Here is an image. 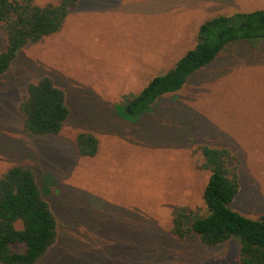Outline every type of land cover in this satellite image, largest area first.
Here are the masks:
<instances>
[{"label":"rangeland","instance_id":"1","mask_svg":"<svg viewBox=\"0 0 264 264\" xmlns=\"http://www.w3.org/2000/svg\"><path fill=\"white\" fill-rule=\"evenodd\" d=\"M260 8L264 0H77L56 32L16 52L0 74V175L27 167L54 216L55 239L34 264H237L235 239L207 247L192 232L172 235V211H184L185 227L205 214L206 145L230 153V208L264 215V40L225 44L136 121L114 105L170 69L200 23ZM45 75L68 115L56 134L31 135L18 104ZM80 132L96 137L91 157L77 154Z\"/></svg>","mask_w":264,"mask_h":264},{"label":"trees","instance_id":"2","mask_svg":"<svg viewBox=\"0 0 264 264\" xmlns=\"http://www.w3.org/2000/svg\"><path fill=\"white\" fill-rule=\"evenodd\" d=\"M77 0H58L56 4L37 5L32 0H0V27L5 45L0 51V74L16 52L26 43L56 32ZM264 40V8L229 15H216L200 23L195 44L166 72L156 75L115 112L129 121L136 118L161 95L178 90L187 78L212 61L227 43L236 40ZM24 131L31 135L56 134L68 115L63 91L48 76L25 86L18 104ZM79 156L96 152V137L89 132L75 136ZM208 171L201 198L205 214L184 226L181 208L172 211V235L183 238L194 233L199 242L210 247L230 238L237 241V264H264V215L248 218L230 208L237 193V174L227 165L230 153L224 147L199 146ZM19 223V227L15 224ZM56 235L54 216L43 199L32 172L12 165L0 175V264H34Z\"/></svg>","mask_w":264,"mask_h":264}]
</instances>
